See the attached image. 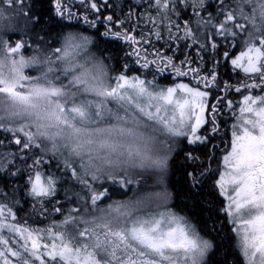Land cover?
<instances>
[{
    "label": "snow or ice",
    "instance_id": "snow-or-ice-1",
    "mask_svg": "<svg viewBox=\"0 0 264 264\" xmlns=\"http://www.w3.org/2000/svg\"><path fill=\"white\" fill-rule=\"evenodd\" d=\"M75 4L85 14L74 11ZM47 5L37 13L29 0H0V132L7 134L0 135V173H27L24 187L41 214L63 179L53 167H62L86 195L77 194L79 205L61 224L40 229L17 222L14 196L0 190V264H208L212 241L167 207L165 182L176 139L209 145L221 132V108L236 121L215 180L225 201L221 211L233 225L244 264H264V0H214L215 13L208 0H143L139 7L146 10L129 3L123 17L105 14L113 8L109 0ZM182 10L190 15L182 18ZM47 13L82 20L96 32L64 31L58 47L38 34L35 40L27 32L9 36L18 20L34 30ZM141 20L147 32L128 26ZM98 36L128 44L133 64L151 70L152 79L131 74L127 63L111 75L107 58L92 50ZM190 52L201 62L202 53H217L244 77L236 84L218 79L215 56L204 69L193 66ZM166 71L194 83L161 86L157 74ZM228 93L241 99L234 104ZM197 150H188L186 159L195 162ZM210 171L194 168L186 176L195 188ZM145 174L156 177L159 191L102 206L110 199L106 184L127 191ZM53 211L63 215L64 206Z\"/></svg>",
    "mask_w": 264,
    "mask_h": 264
},
{
    "label": "trees",
    "instance_id": "trees-1",
    "mask_svg": "<svg viewBox=\"0 0 264 264\" xmlns=\"http://www.w3.org/2000/svg\"><path fill=\"white\" fill-rule=\"evenodd\" d=\"M29 2L35 4V11L37 13H40L48 7L47 0H29ZM109 2L113 5V8H110L108 13L105 14H112L113 11H115L117 15H120L119 11H122V4H119L114 0H109ZM208 2L212 5L209 7L208 11L215 13L214 0H208ZM136 10L141 11L143 9L138 5ZM74 11H78L79 15L85 14V10L81 8L79 4L74 6ZM188 15H190V13L184 12L183 10L181 11L182 18L187 17ZM69 22L52 17L51 13H47L44 15V23L32 30L31 25L26 26V21L20 19V24H17L18 30L10 32L9 36H11L12 39L16 37L20 38L25 35V32H27V36L31 37L32 40H35L38 34L47 40L50 45L55 46L58 42V34L64 31H80L84 34L89 32L85 27L78 25V23ZM79 22H82V20H79ZM100 31L103 32L104 28L101 27ZM95 32L96 30L92 34H95ZM107 39L108 37L103 36L95 37L96 42L92 46V50L98 55L102 53L103 56L107 58V62L110 63L112 71L118 74L123 70V64L129 63V56L127 55L128 51L122 48L119 42L120 40L108 41ZM33 46L36 47L35 44H33ZM181 47H183L182 43ZM229 51L233 52L236 50L229 49ZM189 55L195 59V62L199 61L204 66V69H210L212 67V58L214 56L218 60H223L220 55L214 52L202 53L204 56L203 62L199 60L195 52H190ZM178 57L183 58V55H181L179 51ZM131 62L132 63L128 64L130 68L134 69L131 74H141L143 69L134 65L133 61ZM221 67V73L223 75H229L231 78L229 79L230 82L234 81L237 83L242 79L241 72L232 73L229 70L227 61H225ZM165 73H167V71ZM203 74L205 73L203 72ZM158 78V82L163 84L172 83L169 76H159L158 74ZM0 135L7 134L0 132ZM223 148L225 150V146ZM198 151H203V149H199L194 152L196 157H198ZM179 154L173 161V165L171 167L172 174L168 176L167 182L168 188L172 191L171 207L177 213L186 217L195 226H197V229L200 230L202 236L212 239L215 243V247L209 256L208 264H244V257L236 247V233L232 230L233 225L228 221L224 212L221 211L225 201L215 187V180L217 178L216 172L218 171H210L205 180L201 181L195 188H193L186 176V173L192 172L195 167L198 170V167L201 165L195 164L199 163L200 160H198V158L195 162H193L186 159V157L182 158V154ZM17 163L21 168H23V164L19 161ZM29 163H31V161H29ZM51 171L54 175L63 177V179L57 186L56 197H53L51 202L45 203L47 211L43 214L40 213V206L27 194V189L24 187L27 173H24L23 175L17 174L16 176H8L4 173H0V190L7 193L8 198L14 196L16 203L13 206V211L15 212L16 219L19 223H28V225L41 227L45 226L48 224V220L50 218H60V213L53 211L54 207H58L62 204L64 206V211L66 210L67 205L64 204L63 201L68 197V195H70L71 191L82 195L80 194L82 192L80 190L82 186L75 184V182L66 175L62 167H53ZM213 173H215L214 176ZM105 186L109 188L110 199L106 200L104 204L112 203L113 201L130 199V188L125 191L111 184ZM2 200H5L4 196H0V201ZM57 200L59 201V204L56 203Z\"/></svg>",
    "mask_w": 264,
    "mask_h": 264
},
{
    "label": "rangeland",
    "instance_id": "rangeland-1",
    "mask_svg": "<svg viewBox=\"0 0 264 264\" xmlns=\"http://www.w3.org/2000/svg\"><path fill=\"white\" fill-rule=\"evenodd\" d=\"M115 2H118L119 4H122V11L120 10L119 11V14L121 17H123L125 15V13L127 12V8L125 7V5L129 4V3H135L137 4V6L141 3H143V0H114ZM76 5V4H75ZM71 6V5H70ZM110 8H106L104 9V12L105 13H108ZM74 10V9H73ZM143 10H146V9H143ZM141 10V11H143ZM153 14H154V10H153ZM67 21V20H66ZM69 22V21H68ZM71 22H74V23H78V25L82 26V27H85L86 30H88L89 32L85 35H93L92 33L96 30V29H93V28H90L87 24H84L83 22H79L78 20H72ZM70 23V22H69ZM17 24H20V20H18ZM145 22L144 20H141V22L139 23V25H132V24H129L128 26L129 27H132V26H135L136 29H137V32H139L140 30H143L145 32L148 31V28H146L144 26ZM148 27H151V25H149ZM22 31V29H21ZM15 39H18L17 37L14 38L13 40ZM108 41H114L115 39H112L110 37H108L107 39ZM120 42V45L122 46V48H124L125 50H127L128 52L131 51V47L124 43L123 41H119ZM55 46H60L59 43L57 42ZM160 44L157 43L156 44V47H159ZM33 48H35L33 46ZM32 54V51L31 50H26V55H31ZM177 56H178V51H177ZM190 58L194 61L195 59L192 58L191 55H189ZM128 61L129 63L127 64H130L132 63L131 61H133L135 59V57H128ZM179 59H184L183 58H179ZM218 60V59H217ZM220 63L218 65V67L216 68V71L218 73V79H222L223 81L227 82V83H230V84H236L234 81L233 82H230L229 79H231L229 77V75H223L221 73V65H223V63L225 62L224 60H219ZM196 64H201L199 61L198 62H195V64L193 66H196ZM139 66V65H137ZM202 68H204V66L201 64ZM140 67V66H139ZM228 67H229V70L232 72V73H236V72H240L238 70H233L230 63L228 62ZM112 69V67H111ZM27 71L33 75L36 74L35 70L34 69H27ZM149 71L151 70H142L141 74H133V75H142L143 76H147V79H152V76L149 73ZM242 73V72H241ZM111 75L115 76L117 75L116 72H113L111 70L110 72ZM203 75V72L201 73ZM158 75V74H157ZM164 76H169V78L171 79L172 83L171 84H163L161 82H158L161 86H171L173 83L175 82H179V81H183L185 83H194L192 80H191V76L189 77H177L175 76V74L173 73H170V72H167L164 74ZM244 77V74L242 73V78ZM159 80V78H158ZM67 82V81H65ZM224 93L221 92V95H223ZM216 93L215 91L213 92V97H215ZM227 99H231L233 100V103L236 104L240 99H241V94L239 93H228L227 94ZM212 101L210 100V103ZM114 106V102L110 103L109 104V107H113ZM233 111H236V109H233ZM218 119L221 121V132L219 135L217 136H213L209 142V145H200V146H195V147H198V150L200 149H203V151H198L199 153L197 154L198 155V160L199 161V164L201 166H199L198 168L201 169V167H205V168H210L212 170V165H213V171H221L222 170V160H221V157L222 155L224 154V152L227 150L228 148V142L230 141L231 139V134H230V126L235 123V118L233 115H231L229 113V110L227 108H221V115L220 117H218ZM2 133V132H1ZM5 134V133H4ZM226 137V138H225ZM213 145L215 147H213ZM193 145H189L187 144V142L185 140H183V138H177L176 139V143L174 145V148H173V152H172V157H171V160L169 162L170 166H169V170H168V173H167V176H166V182H165V187L167 189V191L170 193L171 195V198L170 200L167 202V207L171 208L173 211H175L172 207H171V203H172V191L168 188V176L171 175V167L173 165V161L174 159L176 158V156L181 153V157L182 158H185L186 157V153L188 152V150L192 149L193 147H191ZM225 146V150H224V147ZM178 151V152H177ZM183 151V153H182ZM180 155V154H179ZM203 161V162H202ZM204 163V164H203ZM213 163V164H212ZM206 165V166H205ZM209 165V166H208ZM211 165V166H210ZM216 165V166H215ZM218 167V168H217ZM198 169V170H199ZM210 173V172H209ZM207 176V175H206ZM204 176L202 178L201 181H204L205 180V177ZM217 176V175H216ZM155 179L156 177L155 176H152V175H148V174H145V178L144 180L141 182V184L139 186H129L131 192H130V199L134 198L136 193L137 192H142V191H159V187L155 184ZM108 185V184H106ZM80 190L82 191L80 194L82 195H79L80 197H84L86 195V191L81 187ZM77 192H74V191H71L70 192V195H68V197L63 201L64 204H66V210L64 211V214L61 215L60 214V218L59 219H52L50 218L48 220V224L45 225V226H35V225H28V223H20L22 225H27V226H30L32 228H40V229H44V228H47V227H50L52 225H58V224H61L63 219H64V216L67 215V210L71 207H74V206H78L79 205V200L77 199ZM130 199H127V200H123L125 202H127L128 200ZM67 200V201H66ZM71 200V201H70ZM68 201H70L68 203ZM72 201H76V204H73ZM119 201H122V200H119ZM107 204H103L102 206H106ZM176 212V211H175ZM179 214V213H178ZM182 216V215H181ZM17 221V219H16ZM18 222V221H17ZM191 222V221H190ZM192 223V222H191ZM193 224V223H192ZM70 227V226H69ZM197 227V226H196ZM7 235V233H6ZM205 239H208L210 241H212L213 243V249L215 247V243L213 242L212 239L208 238V237H205ZM15 242V241H13ZM236 247L238 248V250L240 251V248H239V244H238V237L236 235ZM213 249L211 250V252H209L208 254V257H207V261H209V256L210 254L212 253ZM241 253V252H240Z\"/></svg>",
    "mask_w": 264,
    "mask_h": 264
},
{
    "label": "bare ground",
    "instance_id": "bare-ground-1",
    "mask_svg": "<svg viewBox=\"0 0 264 264\" xmlns=\"http://www.w3.org/2000/svg\"><path fill=\"white\" fill-rule=\"evenodd\" d=\"M226 138V137H225ZM178 152V151H177ZM182 153H183V151H182ZM203 162V161H202ZM195 164V163H194ZM204 164V163H203ZM213 164V163H212ZM195 165H199V163H197V164H195ZM206 166V165H205ZM209 166V165H208ZM211 166V165H210ZM216 166V165H215ZM201 168H203V167H201ZM205 168V167H204ZM208 168V167H207ZM218 168V167H217ZM195 169H196V167H195ZM212 170H213V165H212ZM211 170V171H212ZM215 172V171H214ZM216 173H218V172H216ZM214 174L215 173H213V176H214ZM208 176H210V175H208ZM217 177V176H216ZM206 178V177H205ZM209 180H210V178H209ZM114 200V199H113ZM118 200V199H117ZM67 201V200H66ZM71 201V200H70ZM70 201H68V203L70 202ZM223 221V220H222Z\"/></svg>",
    "mask_w": 264,
    "mask_h": 264
},
{
    "label": "flooded vegetation",
    "instance_id": "flooded-vegetation-1",
    "mask_svg": "<svg viewBox=\"0 0 264 264\" xmlns=\"http://www.w3.org/2000/svg\"><path fill=\"white\" fill-rule=\"evenodd\" d=\"M217 171V170H216Z\"/></svg>",
    "mask_w": 264,
    "mask_h": 264
}]
</instances>
